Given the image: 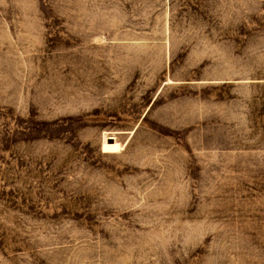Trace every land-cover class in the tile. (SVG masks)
Returning a JSON list of instances; mask_svg holds the SVG:
<instances>
[{
    "label": "rangeland",
    "instance_id": "rangeland-1",
    "mask_svg": "<svg viewBox=\"0 0 264 264\" xmlns=\"http://www.w3.org/2000/svg\"><path fill=\"white\" fill-rule=\"evenodd\" d=\"M0 264H264V0H0Z\"/></svg>",
    "mask_w": 264,
    "mask_h": 264
}]
</instances>
